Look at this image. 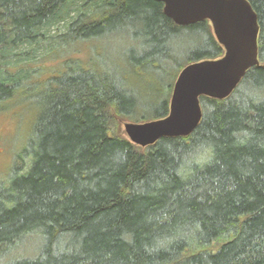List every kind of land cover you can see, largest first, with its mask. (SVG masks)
Instances as JSON below:
<instances>
[{
	"label": "trees",
	"instance_id": "trees-1",
	"mask_svg": "<svg viewBox=\"0 0 264 264\" xmlns=\"http://www.w3.org/2000/svg\"><path fill=\"white\" fill-rule=\"evenodd\" d=\"M247 1L259 24V64L228 97H199L202 117L189 135L141 147L121 120L166 116L179 71L223 55L210 22L177 25L157 0H0L2 58L23 43L104 39L141 19L149 28L132 58L137 77L143 68L161 77L170 64L179 68L169 97L158 100L163 90L151 78L134 85L102 54L68 59L62 73L25 92L20 79L41 69L15 74L0 64V108L21 88L38 108L0 178V264L264 263V0ZM72 2L78 13L64 33H39ZM146 82L152 100L137 87Z\"/></svg>",
	"mask_w": 264,
	"mask_h": 264
},
{
	"label": "water",
	"instance_id": "water-1",
	"mask_svg": "<svg viewBox=\"0 0 264 264\" xmlns=\"http://www.w3.org/2000/svg\"><path fill=\"white\" fill-rule=\"evenodd\" d=\"M157 1L163 4L164 14L177 25L208 20L224 53L218 58L194 61L179 71L166 116L123 123L128 139L141 147L152 145L164 136L189 135L202 117L199 97H228L246 71L259 64V24L247 0Z\"/></svg>",
	"mask_w": 264,
	"mask_h": 264
},
{
	"label": "rangeland",
	"instance_id": "rangeland-1",
	"mask_svg": "<svg viewBox=\"0 0 264 264\" xmlns=\"http://www.w3.org/2000/svg\"><path fill=\"white\" fill-rule=\"evenodd\" d=\"M78 13V4L72 2L64 5L59 13L60 18L55 20L48 27L39 31L44 37L58 36L66 31V26L72 18ZM149 24L144 20L137 19L129 27L117 25L109 31L106 38H95L89 41L65 40L60 39L56 46L50 47L48 44L23 43L16 48L7 47L4 55L0 57V64L4 65L2 69L9 72L21 73L27 70L36 71V74H29L26 79H20L19 85H23L24 92L31 83L40 82L43 86L45 81L51 77L63 72V65L67 60L89 58L94 55L102 54L110 62L116 63L119 68L118 72L126 76L127 81L133 80L134 85L138 78L149 77L158 88L163 92L159 94L158 100L168 98L170 95L169 86L172 84L174 77L178 72V66L169 65L164 68V74H158L151 67L143 68L145 76L137 77L140 73L141 65L133 63L132 58L142 54L144 41L148 39L145 30ZM42 36V35H41ZM39 36L38 39L44 37ZM167 44H171L167 41ZM131 59V60H130ZM168 65V64H167ZM82 67L94 66L82 62ZM143 74V73H142ZM21 78V77H19ZM145 81V80H144ZM150 82L138 85L139 91L145 95L146 100H152L149 92L153 91ZM157 87L153 86L154 89ZM21 88V89H22ZM17 91L13 99L2 103L3 109L0 108V178L7 176L17 154L24 148L27 140L30 138L32 128L36 120L37 107H31L27 102V95L21 90ZM169 93V94H168ZM169 100V99H168ZM142 113V111H139ZM145 116H151L152 112H144ZM130 122L129 119H123L120 123V129L124 131L123 123ZM125 133V132H124Z\"/></svg>",
	"mask_w": 264,
	"mask_h": 264
}]
</instances>
